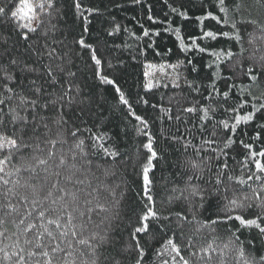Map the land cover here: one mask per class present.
<instances>
[{
    "label": "trees",
    "instance_id": "1",
    "mask_svg": "<svg viewBox=\"0 0 264 264\" xmlns=\"http://www.w3.org/2000/svg\"><path fill=\"white\" fill-rule=\"evenodd\" d=\"M76 2L56 0L52 15L40 13L44 23L25 40L22 33L27 30L17 26L19 21L11 18L9 11L19 8L20 0H0V7L5 8V14L0 15V98L11 96L5 105H0L4 109L0 113V119L4 121L0 124V132L12 136L10 114L5 113L19 104L20 94L31 99L39 97L41 104L62 94L64 89L59 84L52 85L49 65L56 70L54 75L60 83L74 85L72 95L75 97V103L63 109L68 121L63 128L53 123L57 111L52 107L42 109L38 106L32 110L29 105L27 113L17 109L22 115L26 114L29 121L34 119L39 131L35 135L31 132L25 134L24 142L32 144V148L14 151L13 158L5 165V170L12 171L13 175L5 177L9 180L8 185L0 182V193L12 188L16 195L5 199L0 194V205L11 202L20 213L7 214L9 209L0 208V219L4 221L0 224V231L6 229V236L11 237H0L3 241L0 247L12 245L15 234H20L22 247H29L23 244V225L17 227L21 214L31 207L30 203L21 201L25 195L31 200L32 189L23 187L27 184L35 185L40 193L41 204L37 207L56 208L55 214L59 215L72 212L80 238L90 239L93 234L110 236L112 243L97 250L99 264H114L115 261L135 264L138 255L136 240L145 249L142 264H164V261L183 264L180 257L173 261L175 253L165 247L166 240L173 233L181 247V255L189 264H245V261L260 264V257L264 255V236L258 229L243 228L235 220L214 226L202 225L225 211L224 196L239 202L258 192L264 199V173L258 172L255 160L250 156L251 152L264 150V109L256 111L248 124L241 122L235 132L231 127L225 129L222 123L227 121L231 126L235 123V115H247L255 111L252 104H264V60H261L264 57V6L257 0H226L229 24L221 25L210 19L197 20L208 11L223 17L218 12L219 0L215 4L212 0H79L80 9L76 8ZM236 4L241 6L239 12L235 11ZM173 8L177 12H173ZM180 12L185 16H180ZM253 20L255 24L244 22ZM52 24L57 25L55 30H52ZM232 24L236 25L235 29ZM175 28L180 29L187 51L179 47L176 33L172 31ZM202 28L228 31L232 39L221 37L216 41H201ZM145 31L149 35L145 36ZM237 34L239 41L235 39ZM81 37L96 49L102 61V74L115 80V84H106L99 79L89 50L75 42ZM189 37H197V43L207 45L208 51L200 53L194 49ZM53 49L56 55L49 57L47 52ZM213 51L220 54L219 60L211 54ZM227 52L233 55L228 57ZM179 62L183 63L176 70L174 80L151 89L147 87L149 81L145 72L149 71V65L167 66ZM59 67H63L64 72H59ZM69 71L75 72V77H69ZM5 73H11L14 79L6 81ZM252 76L257 79L253 80ZM5 83L14 88L13 93L6 91ZM116 87L124 93L131 108L120 102ZM36 88L41 91L36 93ZM224 92H229V98L223 97ZM237 101L249 103L238 112L225 111L238 107ZM193 106L197 112L184 111ZM205 108L209 110L207 119H204ZM132 112L146 119L148 127L137 121ZM42 117L48 119L42 120ZM44 123L51 129L47 136ZM31 127L29 124L28 128ZM76 128L80 131L73 137L71 132ZM19 135L17 132L16 136ZM95 137L101 139L95 140ZM149 137L155 141L154 147L159 153L148 173L151 181L148 188L161 217L160 226L153 223L150 233H135L143 222L141 216L147 202L143 166L150 154L143 145ZM47 139L65 142H57L53 147L46 143ZM79 140L84 141L83 151L76 147ZM229 140L233 142L228 143ZM244 145L251 147L245 148ZM49 152L54 155L49 157ZM5 154L0 152V159H4ZM34 154L47 158L48 164L35 166ZM61 157L65 161L63 164L60 163ZM255 159L264 162L262 157ZM192 162L198 163L200 168L193 169ZM32 166L36 167L35 172L31 170ZM16 168L21 171L16 173ZM194 172L203 178L189 181L188 177ZM218 175L223 183L216 185ZM257 176L261 178L257 179ZM240 179L247 183L241 185ZM17 180L20 184L13 187ZM54 184L68 193L56 205L51 199H57L63 193L53 188ZM189 184L199 185L201 190L216 186L220 191L199 209H189L183 197L169 200L179 196L180 190H185L184 196L193 205L198 204L200 197L190 195ZM49 190L53 197L45 199ZM73 193L77 196L76 201L72 199ZM244 203L255 205L258 201L250 199ZM98 205H103L107 211H101ZM90 208L95 210L89 212ZM260 211L255 207L237 210L248 219L255 218ZM80 212L85 215L80 216ZM178 212L181 216H188L189 220L195 214L196 221L189 224L178 219ZM260 222L264 226V221ZM81 224L84 225L83 232H80ZM238 228L240 230L236 231ZM27 238L32 239V234L29 233ZM68 241H71V247H68ZM61 246L65 253L56 256L58 264H64L65 260L69 264L73 260L76 264H85V261L91 264L92 257L87 248L79 245L71 234ZM6 251L11 252L12 248L7 247ZM69 252L70 256L67 255ZM105 257L109 259L106 261ZM0 264H15V257L5 261L4 253H0Z\"/></svg>",
    "mask_w": 264,
    "mask_h": 264
},
{
    "label": "snow or ice",
    "instance_id": "2",
    "mask_svg": "<svg viewBox=\"0 0 264 264\" xmlns=\"http://www.w3.org/2000/svg\"><path fill=\"white\" fill-rule=\"evenodd\" d=\"M212 2L215 4L216 0H212ZM257 3L264 6V0H257ZM56 6V0H20V6L15 11L9 10L11 14V18L17 19L19 21L18 27L26 29V32L22 33V36L25 40L29 39L30 33H36L38 30V27L40 24L44 23V20L41 18L40 13H46L48 16L52 15V10L55 9ZM76 8L80 9L81 4L79 0L76 2ZM241 10V6L239 4L235 5V11L239 12ZM91 11V10H89ZM173 12H177V9L173 8ZM218 12L223 14V17L219 15H214L211 11H208L205 16L197 17V20L204 21L205 19H210L212 21H215L217 24L221 25H227L229 24L228 19V13H229V5L227 4L226 0H219L218 5ZM5 14V8L0 7V15ZM83 14V13H81ZM180 16H185V13L180 12ZM85 20H87V17H84ZM149 19H152V17H149ZM245 23H252L255 24L256 21H244ZM51 23V21H49ZM57 25L52 24V30H55ZM231 27L233 29L236 28L235 24H232ZM85 31H87V28H85ZM176 33L177 40L179 41V47L187 51L188 47L184 43V38L180 35V29L175 28L172 29ZM159 34V33H157ZM45 35L47 33L45 32ZM144 35L147 36L149 33L147 31L144 32ZM229 38L230 34L228 31H222V32H216L212 30H204L201 29V36L199 39L201 41L203 40H209V41H216L219 38ZM189 39L192 42V47L196 50H198L200 53H205L208 51V46H200V44L197 43V37H189ZM235 39L237 41L240 40L239 34L236 35ZM78 46H80L83 49H87L90 52V59L94 61V64L96 66V74L98 75L99 79L106 84H115V80L110 79L107 75L102 74V61L100 58H98L96 54V49L93 48L91 44H87L85 40L81 37L80 39L75 41ZM169 51H171L169 49ZM212 55L217 57V60L220 59V54L218 52L213 51L211 53ZM47 55L49 57H54L56 55L55 49L48 51ZM233 55L232 52H227V56L231 57ZM261 60H264V57H261ZM13 64L16 63L15 60L12 61ZM183 62H179L177 64H171L167 65V67L172 68L173 70L178 69L180 65ZM191 63V61H189ZM149 67H153L152 65H149ZM165 66H161V70L163 71ZM209 67H212L211 64H209ZM29 71H35V69H28ZM59 72H64L63 67H59ZM56 70L53 69L50 65L48 66V75L51 77L52 85L55 86L56 84H59L64 91L62 94H58L56 98L46 100L44 103H40L39 97L36 99H31L23 94H20L18 96L19 104L16 107H12L8 109V112L5 113V115L10 114V121L9 124L13 128V134L12 136H8L5 133L0 132V152H5V158L0 159V182H2L3 185H8L9 180L5 177H10L13 175L12 171H6L5 165L13 158L14 151L16 152H22L23 149H31L32 144L25 143L24 142V135L31 132L33 135H35L39 129L33 121H29L28 116L26 114L22 115L21 111H18L17 109L23 110L25 113L28 111V106H31L32 110H35L38 106L42 109H47L49 107H52L57 111V116L53 118V123H55L58 128H63L64 125L68 123L67 119L64 116L63 109L73 103H75V97L72 95L74 85L71 82H67L66 85L64 83H60V80L54 75V72ZM251 72V70H249ZM69 77H75L76 73L69 71L67 74ZM145 75H149L148 72H145ZM14 77L11 73H5V80H13ZM252 79H257L256 76H252ZM35 83V82H33ZM156 85H153L152 83H149L147 87L151 89L152 87H155ZM167 87V85H164ZM178 86V85H177ZM3 87L6 89L8 93H13L14 88L9 87L7 83L3 85ZM116 92H118L120 102L124 105H128L129 108L131 106L129 105V101L125 98L124 93L120 90L119 87H116ZM41 91L40 88H36L35 92L39 93ZM76 91H79L78 88H76ZM2 95V94H0ZM44 95L50 96L51 94L45 93ZM223 97L229 98V92L222 93ZM253 99H259L258 97H253ZM6 100H11V96H8L6 98H0V105H5ZM145 104H147V101H144ZM249 101H237L238 107H233L231 109H225V111H231V112H238L240 109L244 108ZM155 107V105H153ZM252 108L255 110L253 112L248 113L247 115H235L234 120L235 123L231 126L227 121H222L223 127L225 129H229L231 127V130L235 132L237 126L243 122V124H248L250 121L253 120L255 116L256 111H260L264 109V104H260L257 106L256 104H252ZM166 111H170V109H167ZM184 111H187L189 113L197 112L198 109L193 106L187 109H184ZM205 116L204 119H207L208 109H203ZM4 109L0 107V113H3ZM132 115L135 116V119L139 121L145 128L148 127V121L144 119L142 116L136 115L135 112H132ZM171 119V116L168 117ZM179 119V116L176 117ZM42 120H47V117H42ZM3 119H0V124H3ZM32 124L31 129L28 128V125ZM43 127L47 130L45 132V136H47V132H50L51 129L48 127L47 123L43 124ZM80 129L76 128L74 131L71 132V135L73 137L76 136L77 132H79ZM142 131V129H141ZM19 132V137L16 136V133ZM145 135H148L145 133ZM213 135H215V132H213ZM19 139V143H18ZM36 139L39 140V136H36ZM101 137H95V140H99ZM57 142H65V141H57L52 139H47L46 143L52 145L53 147ZM233 141L229 140L228 143H232ZM205 143L212 144L215 143V141H206ZM84 144L83 140H79V142L76 144L77 148H80L81 151H83L82 145ZM155 141L149 137L148 142L143 145L144 148L147 149L149 155V158L147 160V163L143 166V180H144V187H145V195L147 197V202L144 205V211L141 216V220L143 221L140 227H137L135 229V233H150V225L153 223L156 226H160V215L155 207V202L153 200L152 195L150 194V190L148 186L151 184V181L149 180L148 173L149 171L154 167L153 160H156L159 158V153L157 152L156 148L154 147ZM241 144H243V141H241ZM245 148H250V145H244ZM36 148H39V145H36ZM7 150V151H6ZM43 152V150H40ZM105 152H107V149H104ZM109 155H113V153H108ZM197 154L199 155V150L197 151ZM54 153L49 152L48 156H52ZM87 155V153H85ZM250 156L253 160H255V165L260 173H264V162L261 160L255 159L257 156L264 158V150L259 152H251ZM75 159V156L73 157ZM32 161L35 166H43L48 164L47 158H42L41 155H33ZM65 161L63 157L60 159V163L63 164ZM90 164L91 161H88ZM32 166L31 170L33 172L36 171V167ZM225 168L227 167V164L225 163L223 165ZM191 167L193 169L200 168V165L196 162H192ZM21 171L20 168H16L15 172L19 173ZM56 175H59V173H56ZM193 178L199 180L203 177L196 172L193 173L192 176L188 177V180L191 181ZM257 179H260V176L256 177ZM47 179V177H45ZM251 179V177H249ZM211 183V182H209ZM223 181L220 179V176L218 175L216 178V185L222 184ZM239 183L241 185H244L247 183L246 180L240 179ZM20 184V181L17 180L13 187ZM23 187H30L32 189V197L31 200H29L28 196H22L21 201L24 204H31V207L26 208L24 213L21 214V218L19 219V222L17 224V227L19 228L21 225H23L22 233L24 235L23 244L28 245L29 247L26 249L25 247L21 246V238L20 234H15L16 239L10 246H4L0 247V253H4V260L10 261L13 257H15V264H58L56 261V256L60 253H65V248L61 246V244L67 240L69 235L71 234L72 238L76 240V242L79 245H83L87 248L88 254L92 257L91 264H99V257L97 256V250L99 248H104L106 245H110L112 243L111 238L109 235L104 234H93L90 239L88 238H80V234L77 232V226L73 223L75 217L73 216L72 212H64V215L55 214L57 213L56 208H45L43 206L37 207V205L41 204L40 200V193L36 190L35 185H23ZM53 188H56V185H53ZM57 191L62 192L63 195L58 197L57 199H51V203L53 205H56L58 200L63 201L64 196L68 195L67 192H65L63 189L56 188ZM188 190H190V195L192 197L199 196L200 201L198 204L193 205L192 201L189 200L187 196H184L185 190H180V195L176 197H170L169 200L172 199L180 200L181 197H183L184 201L188 203L189 209H192L195 207L196 209L204 207V204L212 198V196L215 193H218L220 189L216 186H212L209 189L201 190L199 185H192L189 184ZM173 191H176V189H173ZM225 192H227V189H224ZM207 193V195H205ZM2 194L5 199L9 195L15 196L16 193L13 192L12 188H8L7 191L0 193ZM53 197V192L51 190L48 191L47 196L45 199H50ZM73 201L77 200V196L75 193L72 194ZM223 199L226 201L224 205L225 211L222 214H217V216L214 219H209L205 221L204 225L202 226H214L222 223H227L229 221L235 220L239 222V225L243 228H253L259 230V233L261 236H264V226H262V223L260 221H264V199L260 198V193L255 192L254 197H244L243 201H237L235 198L228 199L227 196H224ZM250 199H255L258 201L257 204L253 205L251 203L245 204L244 201H248ZM90 203V201H88ZM66 207V206H62ZM97 207L100 208L101 211H107L106 208H104L103 205H98ZM253 207L260 209L261 211L256 214L255 218L248 219L245 218L244 215L237 212L238 209H252ZM0 208H7L10 210L9 213L11 214L13 212L20 213V209L12 204L11 202H8L6 204L0 205ZM95 209H89V212L94 211ZM233 213H236L233 215ZM84 212H80V216H84ZM176 216L178 219H181L183 221L188 222L191 224L193 221H196V215L193 214L191 220H189L188 216H181V213H176ZM66 217V219H65ZM90 219V217H89ZM165 220L168 219V217H164ZM27 221V223H26ZM63 221V223H62ZM4 221L0 219V224H3ZM199 223V221H197ZM163 227L167 228L168 225H164ZM80 232L84 231V225L81 224L79 226ZM230 230V229H229ZM240 229H236V231H239ZM6 229L4 231H0V237H3L5 239H11V237L6 236ZM213 231H215V228H213ZM31 233L32 239H28L27 235ZM135 239V235L133 236ZM238 238V237H237ZM3 241L0 240V244H2ZM136 246L138 249V255L137 259L135 261V264H142L144 256H145V249L140 246L139 240H136ZM7 247H11L12 251L8 252L6 251ZM68 247H71V241H68ZM165 247L170 248V253H175V256L172 257L173 261H175L176 257H180V260L183 262V264H189V261L187 259H184V257L181 255V247L177 243L175 239V233H173L172 236H169V238L166 240ZM67 255H71V253H67ZM81 256L84 255V252L81 251ZM241 257L244 256V253H240ZM109 258L105 257V260L107 261ZM64 264H69L68 261H64ZM71 264H76L75 260L71 261ZM85 264H88L87 261H85ZM114 264H120L119 261H115ZM164 264H168L167 261H164ZM245 264H255L254 261H245ZM260 264H264V255L260 257Z\"/></svg>",
    "mask_w": 264,
    "mask_h": 264
},
{
    "label": "rangeland",
    "instance_id": "3",
    "mask_svg": "<svg viewBox=\"0 0 264 264\" xmlns=\"http://www.w3.org/2000/svg\"><path fill=\"white\" fill-rule=\"evenodd\" d=\"M162 66H165L163 71L161 70V66H153L149 68V75H147L148 81L149 83L156 85L155 87L163 83H169L170 81L175 79V76L177 74V69L173 70L172 68L167 67L166 65Z\"/></svg>",
    "mask_w": 264,
    "mask_h": 264
}]
</instances>
